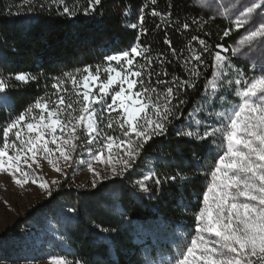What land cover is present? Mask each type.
I'll use <instances>...</instances> for the list:
<instances>
[{
    "label": "trees",
    "instance_id": "16d2710c",
    "mask_svg": "<svg viewBox=\"0 0 264 264\" xmlns=\"http://www.w3.org/2000/svg\"><path fill=\"white\" fill-rule=\"evenodd\" d=\"M87 3L88 0H0V78H10L7 95L11 100V107L0 106V146L7 124L36 100L54 92L56 77L64 73L76 74L77 69L88 65H104L105 57L141 44L151 47V84L162 90L165 85L155 83L158 74L165 80L174 76L189 78L184 68V59L191 54L188 47L197 51L202 48L192 40L193 36L205 40L214 54L219 51L216 45L230 51L246 34L244 28H233L230 36L223 37L232 19L214 16L193 0H157L156 5L150 0H102L98 11L85 15ZM146 3L149 7L144 10L143 28L147 32L142 34L139 9ZM40 4L44 7L40 8ZM65 4L76 12L75 16L63 14ZM152 7L172 15L165 22L151 15ZM185 22L190 25L187 29L182 26ZM132 24L138 27L134 29ZM166 38L172 41L180 59L172 55L164 43ZM161 53L163 65L155 59ZM202 58L207 66H200L203 74L196 79V87L180 94L186 101L180 109L184 115L173 119L164 136L154 137L145 145L134 167L93 188L62 185L32 217L37 225L51 232L42 237L27 235L18 245L7 241L0 249V261L37 263L63 256L71 264L170 263L194 235L196 213L203 206L210 171L223 150L219 134L201 141L179 137L176 131L189 126L197 130L196 121H200L201 133L205 126L219 125L217 114L239 102L237 86L227 85L226 81L240 78V73L248 81L264 74V44L257 41L248 44V56L234 57L217 94L206 95V81L214 71L213 57L204 53ZM136 59L144 63L142 58ZM195 63L198 62H190ZM164 71L167 76L162 74ZM20 72L38 79L20 84L14 80ZM221 92L223 98L217 99ZM193 111L197 114L190 118L188 113ZM113 134L119 135V130ZM12 139L10 133L9 140ZM145 175L153 177L145 181L147 191L135 183ZM174 175L175 181L166 179ZM156 177L161 180L159 185ZM19 231L13 235H20Z\"/></svg>",
    "mask_w": 264,
    "mask_h": 264
},
{
    "label": "snow or ice",
    "instance_id": "6c2138e0",
    "mask_svg": "<svg viewBox=\"0 0 264 264\" xmlns=\"http://www.w3.org/2000/svg\"><path fill=\"white\" fill-rule=\"evenodd\" d=\"M150 2L157 4V0ZM97 6H102V0H88L83 8L84 14L98 11ZM148 7L146 3L139 9L142 34L147 32L143 24L144 10ZM8 14L11 15V11ZM63 14L75 16L76 12L65 4ZM151 15L167 22L172 14L152 7ZM223 15L234 17L231 26L223 31V37L230 36L233 28L236 31L244 28L246 34L239 40V45L257 41L264 44V0H240L233 4L231 11L226 9ZM193 23L198 21L193 20ZM182 26L184 29L190 27L187 22ZM131 27L135 29L138 24ZM192 40L198 41L202 48L197 51L188 47L191 54L184 59V68L189 78L174 76L165 80L160 79L158 74L155 83L165 85L162 90L151 84L154 59L151 47L141 44L105 57L106 65H97L95 69L88 65L77 69L76 74L67 72L62 77H56L53 85L56 89L55 101L50 98L36 100L4 128L0 173L11 175L19 186L38 183L51 195L48 182L36 173L33 164H38L40 157L55 171H63L59 160L70 161L81 139L90 146L87 151L91 160L86 163L95 176L100 175L93 167L95 162L110 166L114 175L129 172L141 157L145 145L154 137L164 136L173 119L184 115L180 109L186 101L180 98V94L187 88L196 87V79L203 74L200 66H207L203 54L212 55L214 69L211 79L206 81V95L217 94L220 81L232 68L229 58L221 54L229 51L223 45H216L219 51L213 54L205 40L198 36H193ZM164 43L169 46L172 55L180 59L172 41L166 38ZM237 51L232 49L233 54ZM162 56L161 53L155 57L161 65L165 62ZM137 57L142 58L144 63H138ZM191 61L198 63L190 64ZM112 62H116L117 66L113 67ZM145 69L149 70L145 72ZM162 74L168 75L166 71ZM239 76L234 81H226L227 85L237 86L235 94L239 102L230 110L217 114L219 125L205 126L201 133L198 130L200 121H196L197 130L189 126L187 130L176 131L179 137L201 141L219 134L223 150L210 171L211 180L202 195L203 206L196 213L194 235H190L170 264H264V74L251 81L245 80L242 73ZM37 79V76L27 72L14 76L15 81L25 85ZM9 80L8 77L0 78L2 107H11L7 95ZM69 83L71 89L66 86ZM216 98L222 99V92ZM196 114L193 111L188 116L191 118ZM116 129L119 135L113 134ZM10 133L15 137L12 140H9ZM97 144L98 149L95 148ZM150 179H153L151 175H145L135 183L147 191L145 181ZM166 179L175 181L177 176ZM92 183L95 186L96 181ZM155 183H161L159 177L155 178ZM53 264L71 262L57 256L53 258Z\"/></svg>",
    "mask_w": 264,
    "mask_h": 264
},
{
    "label": "rangeland",
    "instance_id": "374dc122",
    "mask_svg": "<svg viewBox=\"0 0 264 264\" xmlns=\"http://www.w3.org/2000/svg\"><path fill=\"white\" fill-rule=\"evenodd\" d=\"M196 5L201 7L204 11L209 12L214 16H226L223 15L226 9L231 11L234 3H239L238 0H193ZM232 20L234 17H229ZM232 49H238L233 54L232 50L222 52L221 54L229 58L230 63L235 59L234 57H246L248 56V44L239 45V42L233 46ZM107 62L104 64L106 65ZM113 67H116V62H112ZM95 69V68H93ZM103 78V73H102ZM71 89V84L66 85ZM43 98H50L52 101L56 100V89L45 95ZM35 115V113H33ZM26 131V128H25ZM12 137L13 134L11 133ZM22 137L24 133H21ZM15 138V137H14ZM79 147L73 153V157L67 163L61 158L59 164L63 171L57 172L53 166L46 160L38 157V164H33V169L36 173L44 177L48 182L51 195L62 185L80 186L85 188H93L100 182L112 179L116 176L111 173L110 166L95 162L93 167L99 176H95L92 171H89L87 167V161L91 160L87 148L90 147L84 143V140L78 142ZM54 147V145H51ZM95 148H99V145H95ZM11 154V153H10ZM95 180L96 184L93 186L92 181ZM58 181V183H52ZM48 192L41 189L37 184L29 182L24 186H19L15 183L13 177L8 173H0V249L5 247L7 241L9 244L14 242V245L22 243L27 235H33L35 237H42L47 235L51 231L46 226L37 225L35 223L34 213L38 208L45 204L51 197ZM43 220V219H42ZM20 229V235L14 236L15 230ZM3 242V243H2ZM0 264H53V258L40 262L28 261V263H13L8 260H1ZM170 264V263H160Z\"/></svg>",
    "mask_w": 264,
    "mask_h": 264
}]
</instances>
